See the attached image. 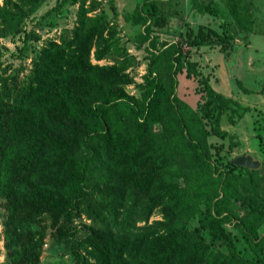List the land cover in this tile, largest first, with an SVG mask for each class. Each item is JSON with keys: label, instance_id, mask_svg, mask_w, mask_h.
<instances>
[{"label": "trees", "instance_id": "16d2710c", "mask_svg": "<svg viewBox=\"0 0 264 264\" xmlns=\"http://www.w3.org/2000/svg\"><path fill=\"white\" fill-rule=\"evenodd\" d=\"M43 1L0 4V35L21 32ZM189 1L195 11L218 16L220 32L199 24L176 40H158L152 32L171 26L162 0H143L125 14L148 41L139 96L124 89L134 56L119 44L104 8L88 15L82 0H57L46 10L63 15L64 5L78 3L71 35L44 43L21 84L10 90L0 80L4 264H37L42 234L31 223L42 216L60 240L69 236L78 251L72 264H264V234L256 232L264 201L241 170L258 169L232 159L218 165L208 141L232 137L221 120L250 108L216 91L189 48L231 37L233 25L251 30L252 15L243 0H228L227 13L216 0ZM109 55V64L91 62ZM183 72L195 82V106L177 93ZM155 208L161 219L148 223ZM80 213L89 221L73 240L70 221ZM183 215L195 220L193 228Z\"/></svg>", "mask_w": 264, "mask_h": 264}, {"label": "rangeland", "instance_id": "374dc122", "mask_svg": "<svg viewBox=\"0 0 264 264\" xmlns=\"http://www.w3.org/2000/svg\"><path fill=\"white\" fill-rule=\"evenodd\" d=\"M57 0H44L37 10L30 14L22 25V31L15 36H2L0 35V80L1 84L6 89H13L14 84H21L22 80L30 72L33 59L40 49V47L49 40L59 41L67 38L71 35V31L76 21V12L78 9V3L66 4L64 8L67 11L61 15L60 13L45 14L54 2ZM111 1L114 5L115 12L111 16L116 28V34L119 38V44L123 46L127 52L134 56V61L127 67L126 71L132 79V82L124 85V89L135 96H139L140 89L135 85L136 83L143 82V75L146 72V58L147 50L145 49L148 41L142 39L140 33L143 30V26L139 23H134L131 20L124 18L125 14L132 12L133 8L143 0H82L84 10L88 15L100 13L104 5ZM202 1V0H201ZM218 5L227 13L228 0H216ZM18 0H0V4H6L8 7L17 3ZM244 8L249 11L252 10V14H255L257 26L260 30L264 31V19L262 17V9L259 6H264V0H243ZM263 4V5H260ZM256 5V7H255ZM161 8L171 17V26L161 32H155L152 34L158 40H176L179 33L186 35V30L193 28L196 30L199 22L209 24L208 27H219L218 16H212L206 13H198L190 4L189 0H162ZM264 8V7H263ZM255 11V12H254ZM228 20L231 21L232 16L228 15ZM232 22V21H231ZM190 26V27H189ZM212 28V27H210ZM231 37L217 38L214 42H211L208 47H204L202 50L192 48L196 59L202 62L206 61L204 57V51H210L212 60L209 63L214 62V58H219L216 50L225 55L228 62V68L231 69L234 65V60L237 61L238 69L232 71L233 75L239 78L242 85L252 89L253 93H241L238 94V99L241 102H258L259 97L263 98L258 91L264 85V54L257 51V59L253 58L252 63L260 67L259 70H253L244 65L246 62V51L242 48L246 45V31H243L233 25L231 30ZM31 35L33 39H28L27 43L22 41L25 35ZM257 46L264 49V39L257 38ZM225 43V47L222 49L220 44ZM235 44V48L231 49L230 45ZM216 46H218L216 48ZM186 46H184V49ZM259 53V54H258ZM112 56L109 55L99 60L91 58L92 63L97 64H109L112 62ZM191 57V54H190ZM229 59V60H228ZM227 64V63H226ZM235 66V65H234ZM222 66H219L217 71L221 75ZM229 73V71H228ZM222 77V75H221ZM179 84L177 86L178 93L181 97H185V100L193 101L195 95H193V85L191 81L184 83V75L179 77ZM234 83V82H233ZM232 83V84H233ZM234 87H237L235 83ZM197 94V93H196ZM198 96V95H197ZM193 104V103H190ZM223 128H225L232 137L218 138L210 135L208 141L212 146L213 159L218 165L222 166L224 163L235 156L240 154H250L253 158L258 159L261 163H264V111L258 108H251L249 112L243 117H233L228 119V116H224L221 122ZM259 135L261 140L259 141L256 136ZM252 169V168H250ZM247 176L250 185L253 186V194L257 192L259 199L264 201V179L260 176L261 173L258 170H246L241 169ZM2 196L0 195V264H4V248L2 242V220L5 215V211L2 206ZM161 219V211L159 208H155L149 215L147 222ZM188 228H193L195 220L187 215L182 216ZM84 213L72 218L70 226L73 227V240H78L80 236L84 234L85 227L83 224L88 223ZM143 221L136 222V225H141ZM225 227L230 230L236 237L240 238V231L232 224H225ZM31 228L42 234V243L40 245L38 262L37 264H72L75 260L77 250L73 245L69 244V236L66 240H60L55 228L51 227L50 221L47 216L37 218L31 223ZM257 234H264V220L256 229ZM205 239L208 240V236L205 235ZM241 239V238H240ZM242 240V239H241ZM249 256H253L252 252H248Z\"/></svg>", "mask_w": 264, "mask_h": 264}, {"label": "crops", "instance_id": "0c3cea01", "mask_svg": "<svg viewBox=\"0 0 264 264\" xmlns=\"http://www.w3.org/2000/svg\"><path fill=\"white\" fill-rule=\"evenodd\" d=\"M260 5H263V4H260ZM256 7V5H255ZM260 9H262L263 13H262V17L264 19V6H259ZM249 12L251 13L252 17V29L251 30H248L246 31V45L245 47H242L245 51H246V54H245V57H246V62L244 65L248 66V68H251L253 70H259L260 67H257V65H254L252 62V59L256 58L257 59V51H260L261 54L259 55H263L264 54V49H261L259 46H257V41H255L258 37L260 38H263L264 39V31L260 30L257 26V22H256V19H254L255 17V14L253 13L252 14V10L249 9ZM255 12V11H254ZM199 13V12H198ZM200 14V13H199ZM207 14V13H206ZM200 24L202 25H209L206 23H202V22H199ZM219 24V22H218ZM199 25V24H198ZM212 27L213 29H215L217 32H220L219 28H216L214 26H210ZM209 45H200L199 47H194V49H198V50H202L204 47H208ZM218 46H216L217 48ZM191 50L193 48V46L189 47ZM264 48V47H262ZM216 53L218 55L219 58H214V62L213 63H209V61L212 60V56H211V53L210 51H204V57H206V61L205 62H202L200 61L199 59H196L195 57H192L194 56L193 53L191 52V59L194 60V61H197L198 62V65L200 66V68L202 69V71L204 72V74L208 77V80H209V83L210 85L218 92L222 93L223 95L227 96V97H231L233 98L234 100L238 101L240 104L244 105V106H247L248 108H260L264 111V85L259 89V93L261 95H263V98L262 97H259V101L260 104L258 103H255V102H241L239 99H238V94H241L242 92L243 93H253L252 89H249L248 87L244 86L246 88V91L242 90L240 87H238L236 84L237 87H234V80L233 78L235 77L232 73V71L234 69H238L237 67V61L234 60V65L233 67H231V69H227L228 68V62L226 61V58H225V55L222 53V51L220 52L217 48L216 50ZM229 60V59H228ZM227 63V64H226ZM219 66H222L223 69L221 70V75H219L217 69ZM227 67V68H226ZM229 71V73H228ZM260 71H264V70H260ZM182 75H184V72L183 73H179L177 75V80H178V84H179V80ZM237 78V77H235ZM184 83H186V81H191L192 85H193V93H194V86H195V82L192 80V79H188L185 77L184 75ZM239 79V78H237ZM240 80V79H239ZM241 81V80H240ZM234 82V83H233ZM233 83V84H232ZM242 83V82H241ZM177 90V88H176ZM177 93H178V90H177ZM179 96L180 93H178ZM193 95H195V98L193 99L192 102L186 100L189 104L190 103H193V104H190L191 106H195L197 100H198V96L196 93H194ZM183 99H185V97H182ZM247 112L249 111H246L243 113L242 117L244 115L247 114ZM223 120H221L222 122ZM221 127L223 128L222 124H221ZM225 129V128H223Z\"/></svg>", "mask_w": 264, "mask_h": 264}, {"label": "water", "instance_id": "95a60500", "mask_svg": "<svg viewBox=\"0 0 264 264\" xmlns=\"http://www.w3.org/2000/svg\"><path fill=\"white\" fill-rule=\"evenodd\" d=\"M104 11L108 16H112L113 14L108 3L104 5ZM232 162L248 168H257L260 173L264 174V163H261L258 159L253 158L250 154L237 155L232 159Z\"/></svg>", "mask_w": 264, "mask_h": 264}]
</instances>
